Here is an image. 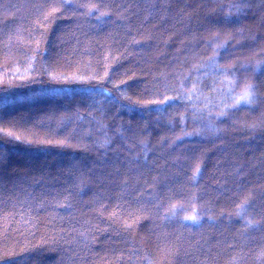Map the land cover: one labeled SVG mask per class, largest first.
Listing matches in <instances>:
<instances>
[{"label":"trees","instance_id":"16d2710c","mask_svg":"<svg viewBox=\"0 0 264 264\" xmlns=\"http://www.w3.org/2000/svg\"><path fill=\"white\" fill-rule=\"evenodd\" d=\"M0 264H264V0H0Z\"/></svg>","mask_w":264,"mask_h":264}]
</instances>
